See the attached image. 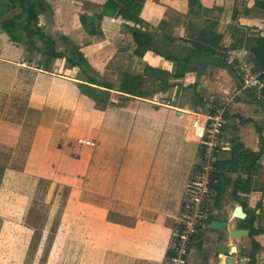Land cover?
I'll list each match as a JSON object with an SVG mask.
<instances>
[{"label": "crops", "instance_id": "crops-1", "mask_svg": "<svg viewBox=\"0 0 264 264\" xmlns=\"http://www.w3.org/2000/svg\"><path fill=\"white\" fill-rule=\"evenodd\" d=\"M45 1L51 13H41L39 24L57 48L64 49L60 36H66L86 57L88 72L114 88L97 85L107 90L108 100L93 99L78 85L88 76L80 67L58 57L51 70L43 69L42 56L12 41L0 23V234L35 233L27 225L37 222L35 205L39 199L50 204L51 217L64 189L58 219L64 232L53 234L65 235V264L75 263L74 254H79L77 264H162L185 188L200 162L192 119L213 112L210 103L226 105L222 139L229 149L218 156L228 154L235 141L256 150L259 136L264 138V105L240 90L235 65H214L215 56L203 68L176 77L178 62L187 57L194 34L213 20L222 36L220 56L250 61L254 39L264 34V0H198L193 13L189 0H144L140 17L155 46L142 55L134 52L126 28L132 23L118 15L114 0ZM93 27L101 33H89ZM125 73L142 74L148 95L116 97ZM22 144L25 156L17 164L13 156ZM260 164L253 185L260 176L262 188L242 194L245 205L231 197V185L218 206L214 198L206 203L210 220L193 236L187 264H212L216 246L223 243L235 246L237 260L250 262L244 248L253 239L260 245L257 264H264V232L229 236L230 228L244 222L233 216L237 205L246 213L256 205L257 226L264 227V154ZM214 218L227 219L228 226L211 229Z\"/></svg>", "mask_w": 264, "mask_h": 264}, {"label": "trees", "instance_id": "trees-1", "mask_svg": "<svg viewBox=\"0 0 264 264\" xmlns=\"http://www.w3.org/2000/svg\"><path fill=\"white\" fill-rule=\"evenodd\" d=\"M2 1L3 3H11V5L18 4L21 8L19 12L13 14H4L0 11L1 27L12 41L24 46L28 53L36 52L40 54L42 57L39 59V65L46 70H51L55 58L65 57L68 66H78L81 68L82 72L88 75L86 83H78L80 89L95 100H101L103 97L106 101L108 100L106 97L107 90H103L97 85L114 88V84L98 80L88 72L90 65L77 44L62 35L60 37L64 41L65 47L63 50H59L56 40L39 24V15L41 13H51L50 7L45 0H0V7ZM114 1L118 6V15H121L124 20L132 23V25H126V28L136 43L134 52L142 55L145 50L153 49L155 46V37L152 33L143 29L147 23L140 17V10L144 0ZM261 3L264 4V1ZM196 4H199L198 0H189L190 12L193 13V7ZM202 9L203 11L209 10L206 8ZM100 16H98V18H100ZM82 21H84L85 27H87L84 16H82ZM216 24V21H210L194 34L191 40L192 46L187 49V57H185L184 62H178L175 73L176 77H182L186 71L198 70L200 67L203 68L207 65L208 59H212V57L215 56V59L211 60L214 65L234 66V63L231 64L220 56L219 48L222 36L216 30ZM87 29L89 33H101V30L96 27ZM250 51L251 58L247 63L254 72L259 73L258 77L264 83V34L256 36L254 45L250 48ZM205 56L207 57L206 59ZM144 79L142 74L125 73L121 78V83L118 88L122 91V94H115V96L120 99H136L132 97L147 96L148 90L144 87ZM168 85L171 84L167 82L166 86ZM248 92L249 95L253 97L254 101L264 105V94L262 97L256 98L253 93L250 91ZM259 142L260 147L255 150L246 147L242 141H235L232 143L228 154L217 157L215 161V171L213 173V182L211 183V188L216 192L213 197L216 206L220 204L221 197L227 185H231L233 188L231 197L238 200L242 205L246 204L242 194H247L252 191L254 187L253 177L261 167L260 158L264 154V138L261 135L259 136ZM233 172L236 173L235 176H231ZM255 216V210H251L247 213L244 218L246 227L251 226L252 219ZM208 218L209 215L206 222L210 220V218L209 220ZM260 231L264 232V227L258 229L252 228L249 236L253 237V235ZM259 247V243L253 240L252 251L247 253V256L250 258L249 264H257L255 253ZM170 254L171 251L169 250L168 255Z\"/></svg>", "mask_w": 264, "mask_h": 264}, {"label": "built area", "instance_id": "built-area-1", "mask_svg": "<svg viewBox=\"0 0 264 264\" xmlns=\"http://www.w3.org/2000/svg\"><path fill=\"white\" fill-rule=\"evenodd\" d=\"M240 74V90L252 92L256 98L264 94V83L259 79L258 72H254L247 62L235 65ZM239 90V91H240ZM165 103L166 100H161ZM208 108L213 112L205 115L203 119L194 117L191 121V129L200 142V162L192 171L183 196V211L176 218L172 232L170 255H166L162 264H187V255L193 236L199 228L205 225L209 215V206L205 198H213L216 192L211 188L217 153L223 149H229L223 142L222 134L225 127L226 105ZM79 142L93 144L90 140L78 139Z\"/></svg>", "mask_w": 264, "mask_h": 264}, {"label": "rangeland", "instance_id": "rangeland-1", "mask_svg": "<svg viewBox=\"0 0 264 264\" xmlns=\"http://www.w3.org/2000/svg\"><path fill=\"white\" fill-rule=\"evenodd\" d=\"M20 9L21 8L18 4L11 5V3H3V1L0 7V11H2V13L4 14H13L15 12H19ZM228 62L237 65V63L233 62L232 60L231 61L229 60ZM236 69L238 68L236 67ZM222 102L223 101L220 100L216 102V104L215 103H211V104H213V106H217ZM25 147L26 145L22 144L19 151L14 154L13 158L15 159V163L17 164L22 163V161L24 160ZM198 161H200L199 156H198ZM260 187L262 188V183L260 182V176H257L255 178V184L253 190H257V188ZM61 188H59V191H61ZM62 191L61 192L64 194V189H62ZM63 194L57 197L56 200L57 202H55L54 206L52 207L53 211L51 212L52 214L51 217L46 213L47 210H49L50 204H46L44 200L39 199L37 204L38 206L36 207L35 205V208L37 209V213H36L37 217L35 220L37 222H33L34 224H27L29 227L34 228L35 233L12 234V230L9 229L7 230V232H5L6 234H0V264H65V258H66L65 239H64L65 235L53 234V232L55 233L56 231L58 233L64 232L63 228L60 229V224L58 221V219L61 216V212L63 210V204L61 203V201L64 198ZM262 194H264V192H262ZM37 195H40V192H38ZM243 198L247 199V197H243ZM209 199L210 197L206 196L205 202L208 203ZM254 208H256V205ZM242 210L244 211L243 208ZM43 231L45 232V234H43ZM38 232H41V234H38ZM252 244L253 241H250L246 246V248H244V250H246L247 253L249 251H252ZM74 249L75 248H73V250ZM67 253H69V259H70V256L72 257L73 255L71 253L70 245L67 249ZM72 258L75 262L74 264H77L79 262V254L78 255L74 254Z\"/></svg>", "mask_w": 264, "mask_h": 264}, {"label": "water", "instance_id": "water-1", "mask_svg": "<svg viewBox=\"0 0 264 264\" xmlns=\"http://www.w3.org/2000/svg\"><path fill=\"white\" fill-rule=\"evenodd\" d=\"M244 211L242 210L241 205H237L233 211V215L236 216V218H244L247 215ZM257 221L258 220L256 219L255 223H257ZM227 226V219L214 218L210 221L209 224V227L215 230L223 229ZM249 233L250 229L247 227L234 226L229 229V236L231 238H242L245 236H249ZM220 253L223 254V256H221ZM235 253V246L228 243L218 244L216 246L212 264H249L248 260H246L245 258H240L237 260Z\"/></svg>", "mask_w": 264, "mask_h": 264}, {"label": "flooded vegetation", "instance_id": "flooded-vegetation-1", "mask_svg": "<svg viewBox=\"0 0 264 264\" xmlns=\"http://www.w3.org/2000/svg\"><path fill=\"white\" fill-rule=\"evenodd\" d=\"M247 214V213H246ZM245 218V217H244ZM243 218V219H244ZM257 218L256 217H254L253 219H252V222H251V226L250 227H248L247 226V228H249L250 229V231L252 230V228H255V229H258V228H260V226H257V223H255V220H256ZM240 227H246V223L245 222H242V225L240 226ZM259 233V232H258ZM250 234V233H249Z\"/></svg>", "mask_w": 264, "mask_h": 264}, {"label": "bare ground", "instance_id": "bare-ground-1", "mask_svg": "<svg viewBox=\"0 0 264 264\" xmlns=\"http://www.w3.org/2000/svg\"><path fill=\"white\" fill-rule=\"evenodd\" d=\"M204 117H205V115H203L202 117L199 115V118H200V119H203ZM198 164H199V163H198ZM198 164H197V165H198ZM195 168H196V167H195ZM195 168H194V169H195Z\"/></svg>", "mask_w": 264, "mask_h": 264}]
</instances>
